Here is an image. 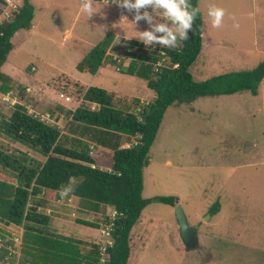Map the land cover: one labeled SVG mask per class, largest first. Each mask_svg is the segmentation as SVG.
<instances>
[{
    "label": "rangeland",
    "instance_id": "374dc122",
    "mask_svg": "<svg viewBox=\"0 0 264 264\" xmlns=\"http://www.w3.org/2000/svg\"><path fill=\"white\" fill-rule=\"evenodd\" d=\"M33 2L36 4V0ZM69 2L66 6L56 0L45 10L37 2L36 13L40 15H35L31 28L13 35V48L6 62L14 64L17 74L26 80L37 77L59 84L66 78L63 81H80L113 91L128 104L132 99L151 100L153 92L143 77L118 72L110 61L103 62L95 74L76 68L95 44L111 34H122L111 53H124L127 43L122 38L128 37L124 35L128 33V22L122 24L118 19L121 9L117 6L95 1V13L88 18L81 12L80 0ZM213 4L225 9L220 28H213L207 16ZM201 5L205 38L190 66L195 80L251 69L264 59V0H202ZM234 23L239 27L235 28ZM137 26L142 31L149 28L144 20ZM207 61L215 64L210 66ZM32 66L34 70H30ZM58 90L72 97L71 106L75 104L73 85ZM8 109L3 115L11 112ZM0 132L1 152L39 160L36 155L40 161L45 160L34 149L17 145L1 128ZM67 144L75 146L72 141ZM148 155L142 196L151 201L130 230L131 264H264V78L256 95L245 90L201 96L189 106L167 107ZM12 176L10 170L0 169V177ZM158 195H172L178 200L195 230L197 247L188 250L183 244L174 206L156 201ZM65 199L62 206L70 213L66 220L73 223L56 232L50 224L44 228L75 240L81 227H73L77 220L72 211L74 204L70 197ZM80 201L92 204L93 210L86 209L94 211V202ZM215 202H219V211L211 216L209 208ZM104 207H98L99 216L105 212ZM79 212L89 215L84 210ZM38 228H42L40 224ZM90 229L97 235L96 227ZM38 233L27 231L26 235ZM93 241L98 240L91 238ZM32 244H23L4 264H17L22 258L26 264L40 261L45 250L38 251L41 246Z\"/></svg>",
    "mask_w": 264,
    "mask_h": 264
},
{
    "label": "trees",
    "instance_id": "16d2710c",
    "mask_svg": "<svg viewBox=\"0 0 264 264\" xmlns=\"http://www.w3.org/2000/svg\"><path fill=\"white\" fill-rule=\"evenodd\" d=\"M190 2L198 7V0ZM32 18L33 7L29 0H23L20 8L14 12V19L0 24V68L12 49L11 38L14 32L30 27ZM202 30L203 20L199 12L192 29L188 31V39L180 41L176 48H164L170 62L178 63V67H161L158 72H153L151 66L156 59L155 51H146L134 40L127 44L124 54L130 55V62L128 68L121 71L132 74L136 72L145 78L147 87L155 94L150 104L139 113L140 120L130 111L113 107L111 96L104 89L89 86L84 90L78 83L73 85L77 87L76 92H83V101L73 111L70 130L74 134L71 136H62L57 125L29 111L21 102L11 105V112L0 119V128L6 136L45 157V160L39 161L26 154L17 157L0 151V169H8L14 174L13 180H2L0 177V218L6 223L23 226L24 245L33 242L41 246L38 251L45 250L40 255L41 260L36 263L32 260L31 264H127L130 230L151 201L142 196L143 172L149 160L148 151L167 107L191 105L201 96L245 90L253 95L258 93L259 84L264 78V59L251 69L224 72L204 80L193 78L189 68L200 53L202 39L199 31ZM113 38L111 34L101 39L78 62L77 68L94 73L106 57ZM111 58L110 61L119 65L120 62ZM7 79L9 77L0 71V89L4 92L9 88ZM91 102L96 103L97 108L90 109ZM125 134L129 138L134 137L132 140L136 142L129 147H121L122 135ZM69 141L74 142L75 146L68 145ZM102 146L112 149L107 152L113 158L110 170H102L98 166L97 157L102 158L104 153L99 148ZM70 182H74L70 194L94 202V211H98L100 205H113L119 212L114 220L107 213L100 215L101 224L78 220L79 223L99 228V242H91L84 255L73 243L76 240L48 232L44 228L48 225V215L28 204L29 198L38 194L50 200L59 199L60 189ZM154 199L175 205V197L172 195H158ZM84 203L87 208H92L89 202ZM218 211L219 202H215L210 206L209 213L212 216ZM107 224L111 227L110 238L113 243L106 244L104 255L100 256L105 259L100 262L99 254L105 244L101 238V229ZM27 231L29 234L33 231L39 233L30 237L26 235ZM46 243L48 247L43 248L42 245ZM4 251L3 248L1 258ZM22 261L23 258L19 264H26Z\"/></svg>",
    "mask_w": 264,
    "mask_h": 264
},
{
    "label": "crops",
    "instance_id": "0c3cea01",
    "mask_svg": "<svg viewBox=\"0 0 264 264\" xmlns=\"http://www.w3.org/2000/svg\"><path fill=\"white\" fill-rule=\"evenodd\" d=\"M29 1L33 7V18L31 20V26H30V28H31L32 27V21L34 20L35 15H37V16L40 15V13H38V14L36 13L35 5L37 6V2L39 3V5H38L39 8L42 10H45V8H47V6L49 4H55L56 0H36V4H34L33 0H29ZM61 1L64 4H66V6H68L70 4V2H69L70 0H61ZM95 1L100 2L98 0H93V2H95ZM201 1L202 0H198V7L200 8L202 20L204 22L205 17H204V11H203V7L201 5ZM121 12L119 13V15L121 14ZM119 15H118V19H119ZM127 19L128 20L121 21L122 24L125 22H128V33H124V35L126 34V36H128V37H123V38L125 39V38L130 37L129 39H131V40L140 41L135 36H137L139 34L138 31H142V29L141 30L138 29L137 24L134 25L132 23V20H133L132 13L127 16ZM133 26L135 29V33L132 32ZM21 29H23V28H21ZM21 29H18L17 31H19ZM17 31H15L13 35H15L17 33ZM204 31H205V29H204ZM105 34H106V32L102 36H104ZM119 35L122 36V34H115L114 38L111 41V44L107 48V52H106L107 55L104 58V60L102 61V63L105 61H110L109 58H111V57L112 58L118 57V60L120 62L119 65H117L115 62L110 61L116 65V70L118 72H121V73L129 74V75H135V74H137L136 72L132 74V73H127L126 71H124V72L121 71L122 69L126 70L128 68L129 62H130V55H125L124 53H117V54L111 53L112 48L115 46L116 42L119 41ZM13 37L14 36H12V38ZM124 41H126V40H124ZM11 43H12V40H11ZM202 47H203V45H202ZM12 48H13V43H12ZM200 52H201V50H200ZM207 63L210 66L215 64V63H210L209 61H207ZM101 64H100V66H101ZM32 67L34 68V66H32ZM76 68H77V65H76ZM30 70H34V69H32L30 67ZM97 70L94 73H91L88 70H79V71L89 72L91 74H95L97 72ZM189 70H190V68H189ZM0 71L9 77V79H7L8 80L7 86L9 87L7 92L12 91V90L14 92L18 91L15 93H17L16 95L19 96V98H20L19 102H21V104L26 106L29 109V111L34 112V113L40 115L43 119L57 125L60 129V134H74L70 130V128H72V125H71L72 115H73V111L78 106V99H79V97L82 96L83 92H80V93L76 92L77 87H75V93L77 94L76 100H75V104L73 106H71L72 103H70V102L72 101V97L70 95L64 93V92H61L58 89L61 87H66V85H69L71 87L73 85V83H78L79 85H81V87H84V90L86 88H88L89 86H95V85H84L80 81H73L72 83L69 80H68L69 82L63 81V79H66V78H63L62 83H59V84H57V82L52 83V81H42V80L38 79L37 77H32V78L26 80L25 78H22L20 73L17 74L16 66L14 64L7 63L6 60L1 65ZM135 76H138V75H135ZM138 78H142V77L138 76ZM143 79L145 80V78H143ZM145 83H146V87H147L146 80H145ZM95 87H98V86H95ZM26 88H28V90ZM99 88H101V87H99ZM102 89H104V88H102ZM104 90L106 92H108L109 95L111 96V104L113 105V107L118 108L120 110H124V111H130L133 108L134 103L138 104L140 101L145 100L143 98L132 99V97H131L132 100L128 104L123 100V98L121 96H117V94L115 92L107 90V89H104ZM149 90L152 91L151 89H149ZM4 93H6V91L4 92L3 89H0V95H3ZM61 93L63 94V96L60 95ZM154 95L155 94L153 92V98H154ZM65 96H69L70 99L66 100L64 98ZM87 103L88 102H86V104ZM10 106H11L10 104H5L3 101L0 100V112L2 113L0 115L2 117H3L4 113L8 112V110H9L8 108ZM186 106H189V105H186ZM190 109H192V107H190ZM1 116H0V119L2 118ZM122 137H123V140H122L121 147L126 146L132 139H134V137L129 138L130 136H128L126 134L122 135ZM93 143H91L90 146H93ZM18 144L21 146V144L17 142V145ZM99 148L104 153L101 155L102 158L97 157L98 166L102 170H110L111 164L113 162V160H112L113 158L111 156L107 155V152L109 150H112V149H110L108 147H104V146L99 147ZM29 150L31 151V149H29ZM34 157L38 158L39 161L41 160V158H39L36 155ZM148 159H149V155H148ZM145 167H144V169H145ZM9 179L13 180L14 176H12ZM2 180H8V178L5 179L2 177ZM68 197H70L72 204H74L72 211L75 213V216L77 217V220H76V222H74L73 227H77V226L81 227V231L79 232L77 237L74 238L77 241L75 243L79 247L80 252L84 255L88 245L91 243L90 242L91 238L95 239V240L99 239V228H97L98 232L96 235V232H93L90 229V226L79 223L78 220H86V221H91V222L101 224L102 223V217H101V221H99L98 220V218H100L99 214L96 211H88L86 209L87 208L86 204L84 202H81L80 198H77L71 194H69ZM68 197H65V198H68ZM65 198L61 199V197H60L59 199H56V200H50V199H46L42 194H38L35 196H31L29 198V202H30L29 204L32 207H36V209L38 211H41V212L45 213L46 215H48V218H49L48 224H50L51 228L56 232L60 229L63 230L64 228L70 227V224L73 223L72 221L66 220V217L69 216L70 213L67 212V210H68L67 208L62 206V204H64V202H62V201L63 200L66 201ZM31 201H32V203H31ZM104 209H105L104 213L106 214L108 212V209L106 206L104 207ZM80 210H84L86 213L89 212V215H87L83 212H79ZM7 226L10 229L17 230L20 232L19 228L15 224L11 223V224H8ZM51 228H48L47 231L48 232L49 231L54 232L53 230H51ZM44 234H46V233H44ZM93 242H95V241H93ZM96 242H98V241H96ZM129 244H130V242H129ZM34 245L36 247L40 246L39 244H36V243L32 244V246H34ZM43 246H46V248H47L48 243L43 244L42 247ZM187 249L190 250L191 248L189 247ZM130 252H131V247H130ZM127 264H131L130 258H128ZM132 264H134V263H132Z\"/></svg>",
    "mask_w": 264,
    "mask_h": 264
},
{
    "label": "clouds",
    "instance_id": "9594fccd",
    "mask_svg": "<svg viewBox=\"0 0 264 264\" xmlns=\"http://www.w3.org/2000/svg\"><path fill=\"white\" fill-rule=\"evenodd\" d=\"M110 3L116 4L119 8L127 10L128 12L134 13L133 20H132V23L134 25L137 24L141 20H144L149 25L148 29L143 30V31H138L139 34L135 36L138 40H140L136 42H139L141 46L148 52L152 51L150 48L154 46L155 44H159L161 48L163 49L164 48H176L180 41H186L188 39V31L192 29L193 22L194 20H196L200 12V8L194 7L191 4L190 0H103L104 5H109ZM80 5H81V12L86 13L88 18L91 17L95 13L93 9V0H80ZM149 9H151V12L149 11ZM225 14L226 13H225L224 8L218 7L214 4L209 5L207 9V16L210 18L211 26L213 28L222 27ZM121 20H128V19L126 16H122ZM233 20H235V17H233ZM233 26L235 28H238L239 24L234 23ZM199 36H200V39L203 40L205 38L204 32L199 31ZM129 38H125V39L122 38V39L126 40L127 44H131L132 43L131 41L133 40ZM155 57L157 58L156 54H155ZM114 58L119 62L118 57H114ZM169 61H170V58H169ZM153 62L151 64L152 70L153 72H158L159 68L162 67V65L157 64L155 66L156 70H154ZM167 67H170V65L168 64ZM171 68H174V67H171ZM79 99H81V101L78 105L82 103L83 95L79 97ZM151 101L152 100H142L138 104L134 103L133 108L130 110V112L134 113L137 116V118L140 120L141 117L139 113L142 112L144 107L149 105ZM97 106L98 105L94 102H91L89 104V107L92 110L97 108ZM135 142H136L135 140H132L128 144L131 145L132 143H135ZM129 146H124V147H129ZM73 184L74 182H70L68 186L62 187L60 189L59 195L61 199L69 196V194L73 190ZM106 207L108 209V212L110 208H115L113 205H107ZM0 221L3 223H6V221L1 218H0ZM6 224L8 225L11 223H6ZM16 226L19 228L21 234H23V230H24L23 226L21 227H19V225H16ZM8 236L7 237L3 236L4 243L6 245L12 244V241L8 239ZM101 238L104 239L103 236H101ZM22 245H23V238L21 239V244L19 245V248H22ZM2 249L3 248H1L0 250V259L4 260V256L7 255V250L4 248L5 251L3 253V257L1 258ZM102 255H104V251H102L101 249L99 258ZM13 257H15V255L8 256L4 260V263L12 259ZM102 258L99 259L100 262H103L105 259L104 256ZM17 264H19V262Z\"/></svg>",
    "mask_w": 264,
    "mask_h": 264
},
{
    "label": "built area",
    "instance_id": "2783aa9c",
    "mask_svg": "<svg viewBox=\"0 0 264 264\" xmlns=\"http://www.w3.org/2000/svg\"><path fill=\"white\" fill-rule=\"evenodd\" d=\"M98 1L103 3V0H98ZM21 3H22V1H21ZM21 3L19 2V0H0V24H3L4 22L12 21L14 19V12H16L20 8ZM109 5L117 6L116 4H112V3H110ZM149 10H151V9H149ZM121 11L122 12L119 15V20H121L122 16L127 17L129 14H131V12H128L127 10H124V9H121ZM121 21H124V20H121ZM147 48H149V47H147ZM150 49L152 51H155L156 56H157L156 60L153 62V69L154 70H156L155 66L157 64L162 65V67H167L168 64L170 65V67L178 66V63H170L169 57L167 56L165 50L163 48H161V46L159 44H155ZM32 69H34V68L32 67ZM60 95L63 96L62 93ZM64 98L66 100L70 99L69 96H65ZM0 100L5 102V103H8L10 105H13L14 103H17L19 101V98L13 91H9V92L4 93L3 95H0ZM80 101H81V99H78V104L80 103ZM129 145L130 144H127L126 146H129ZM117 215H118V211L115 208L109 209L108 216L111 218V220L116 219ZM110 230H111L110 224L105 225L101 229V234L104 237V241H105V244L101 248L102 251H105L106 244L112 245V243H113L112 239L110 238ZM3 236L4 237L8 236V239H10L12 241V244L6 245L4 243ZM21 239H22L21 232L8 228L6 223H3L0 221V250H1V248H5L7 250V255L4 256V260L8 256L14 255L16 253V251L19 249V245L21 244ZM4 260L0 259V264H4ZM102 260H103V258H102Z\"/></svg>",
    "mask_w": 264,
    "mask_h": 264
},
{
    "label": "water",
    "instance_id": "95a60500",
    "mask_svg": "<svg viewBox=\"0 0 264 264\" xmlns=\"http://www.w3.org/2000/svg\"><path fill=\"white\" fill-rule=\"evenodd\" d=\"M175 202L176 204L174 205V212L178 223L181 240L186 247H197L198 245L195 239V230L188 223L181 204L178 203L177 199L175 200Z\"/></svg>",
    "mask_w": 264,
    "mask_h": 264
}]
</instances>
